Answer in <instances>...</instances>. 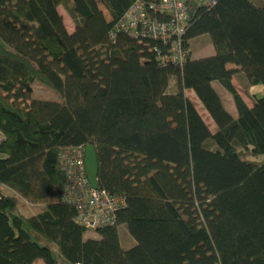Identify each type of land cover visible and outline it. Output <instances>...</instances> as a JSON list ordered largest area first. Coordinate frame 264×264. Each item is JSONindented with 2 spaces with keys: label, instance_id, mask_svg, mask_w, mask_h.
<instances>
[{
  "label": "trees",
  "instance_id": "obj_1",
  "mask_svg": "<svg viewBox=\"0 0 264 264\" xmlns=\"http://www.w3.org/2000/svg\"><path fill=\"white\" fill-rule=\"evenodd\" d=\"M136 1L0 0V264H264V0H186L181 34L142 0L166 39L117 31ZM90 143L125 198L97 236L63 196L60 152Z\"/></svg>",
  "mask_w": 264,
  "mask_h": 264
},
{
  "label": "built area",
  "instance_id": "obj_2",
  "mask_svg": "<svg viewBox=\"0 0 264 264\" xmlns=\"http://www.w3.org/2000/svg\"><path fill=\"white\" fill-rule=\"evenodd\" d=\"M205 4L214 3L216 0H200ZM164 9L172 13L178 34H181L183 26L180 21L188 14L186 0H164ZM144 3L136 1L133 6L122 16L116 29H123L132 34L161 35L168 38V27L165 22L150 20L143 13ZM172 58L180 61L184 57V50L177 39ZM61 163L66 178L63 196L66 200L75 203L78 207V219L88 229H97L103 225L114 223L116 212L125 205V198L112 195L107 189L93 187L90 184L85 162V148L82 146H70L60 152Z\"/></svg>",
  "mask_w": 264,
  "mask_h": 264
},
{
  "label": "rangeland",
  "instance_id": "obj_3",
  "mask_svg": "<svg viewBox=\"0 0 264 264\" xmlns=\"http://www.w3.org/2000/svg\"><path fill=\"white\" fill-rule=\"evenodd\" d=\"M100 1V0H99ZM105 7V6H104ZM65 12V16L66 19L68 21V25L70 28H73L74 24L73 21L71 20L70 16L68 15V13L64 10ZM214 51L213 45L211 43L200 46L198 43L196 44V48H194L193 51V55L194 56H200L203 55L205 53H211ZM216 85H218L220 87V92L223 96L224 102L225 104L233 111L236 110V104L234 102V97L232 95V93L227 90L220 82L216 83ZM34 87H35V96L37 97H55V93L53 90H51L50 88H48L47 86L43 85V84H39L38 82L34 83ZM39 88L44 89V93H42ZM256 92L258 95H261L264 93V87L263 85H258L256 87H254L252 93ZM246 95V94H245ZM248 97V95H246ZM7 188V187H6ZM4 191H6V189L4 188ZM41 205H30L29 210L28 209H24L25 211H36L37 209H40ZM120 234L122 237V242L124 244V246L128 247L130 245L133 244V237L131 236L127 226L125 224H123L120 228ZM87 235H91V236H97L98 233L95 229H88L87 230ZM36 264H44V261L42 259H38L36 261Z\"/></svg>",
  "mask_w": 264,
  "mask_h": 264
},
{
  "label": "water",
  "instance_id": "obj_4",
  "mask_svg": "<svg viewBox=\"0 0 264 264\" xmlns=\"http://www.w3.org/2000/svg\"><path fill=\"white\" fill-rule=\"evenodd\" d=\"M85 162L91 186L98 187L99 159L94 144L90 143L86 146ZM4 196L5 193L0 189V199Z\"/></svg>",
  "mask_w": 264,
  "mask_h": 264
}]
</instances>
